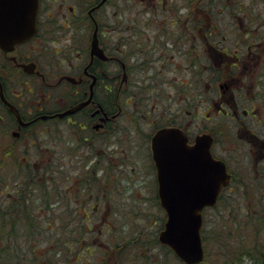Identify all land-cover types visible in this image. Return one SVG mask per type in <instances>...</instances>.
<instances>
[{"label": "flooded vegetation", "instance_id": "flooded-vegetation-1", "mask_svg": "<svg viewBox=\"0 0 264 264\" xmlns=\"http://www.w3.org/2000/svg\"><path fill=\"white\" fill-rule=\"evenodd\" d=\"M255 5L262 9L264 0L244 7L250 13ZM235 10V0H37L31 37L0 48V136L7 138L0 157L23 159L14 161L18 169L32 168L27 159L43 158L39 136L46 132L71 151L63 145L50 164L36 165L39 174L51 172L52 183L36 184L34 175L30 182H10L7 200L25 197L32 205L39 195L34 208H43L41 219L59 228L68 223L67 236L75 237L67 196L81 191L76 205L95 199L106 215L107 187L119 185L114 166L122 161L108 144L135 134L158 191L152 144L164 128L179 129L189 145L197 136L211 138L210 153L227 168L225 189L233 201L243 186L264 190V30L245 39V51L220 46V26L229 30L237 20L246 34L245 18ZM223 14L231 21L221 22ZM188 109L202 116L195 136L183 119ZM215 111L228 117L226 124L204 126ZM33 141L34 155L27 149ZM63 159L79 171L71 175ZM78 218L89 217L82 211Z\"/></svg>", "mask_w": 264, "mask_h": 264}, {"label": "rangeland", "instance_id": "rangeland-1", "mask_svg": "<svg viewBox=\"0 0 264 264\" xmlns=\"http://www.w3.org/2000/svg\"><path fill=\"white\" fill-rule=\"evenodd\" d=\"M242 1L247 2L248 0ZM260 7V5H255L250 13L246 10L247 7L244 6L240 11L235 10V15L239 16V18H245L243 20V25L247 31L250 30L249 32L246 31V34H244V30L238 26V21L236 20L235 25H231L229 30L222 29L220 26L215 41L221 39L220 46H229L231 50L242 49V51H245L246 44L248 43L245 42V39L252 35H257V33H261L264 30V26H260L264 24V7H262V9H260ZM252 16L257 18L255 20L257 23L253 24L255 21L251 22L253 19ZM220 21L228 23L231 20H229L227 15L223 14L220 16ZM193 42L191 44L189 43L187 48H190ZM255 46L256 43H254L252 47ZM258 47L260 50H263V46ZM254 52L256 51L253 50L252 53ZM191 65L192 63L188 61V70L191 69ZM191 70L195 69L193 68ZM190 79L191 77L189 74L188 82H190ZM188 88H190V85ZM171 113L174 114L175 112L172 111ZM202 113L205 114V111H202ZM198 114L199 112L188 109L187 115H185V117L183 116V119H185L184 122L189 124L187 128L190 130L191 136H195L196 132H198L201 127L199 125V120L202 116L196 117ZM226 120H228V117L224 116V114H217V111H215L204 126H209L211 122H220L222 126H224L223 122L225 121L226 124ZM134 136L135 134H131L128 140H123L121 142L122 144H116L113 141V143L108 144V152H115V160L122 161V164L114 166L118 174L116 178L119 179V185L116 184L115 187L116 190H114L113 187H107V198L109 200L107 206L104 208L106 210V215L102 214V204L100 205L95 199L86 201L85 203L88 204L87 206H85V203H83V206L79 204L76 205V200H81L83 198L79 196L83 194L81 191L76 192L80 198L77 194L75 199H73L75 196H67L66 202L69 204L68 210L76 215L75 219L73 218L74 222L72 221V224H70L71 227H76L77 233L74 234L76 236L72 238H78L79 243L71 254L63 251V254L60 255V257L58 256L60 264H184L173 256L174 254L171 253L167 247L163 246L158 241L159 232L163 229V224L166 220L165 213L159 205L158 200H155V197L157 198V190L151 186L152 175L149 174V165L147 164V160L141 155L144 149L139 148L140 143L136 136L132 141ZM56 138L54 134L47 132L39 136L44 150V156L42 159H27L28 162L32 163V168L30 169L26 168L24 165L21 166V169H18L20 166L14 164L16 160L9 157L3 159L0 157L2 159H0V186H3L0 188V191L10 182L14 184L20 180V182L24 183L27 178L33 175L35 177L30 179H33L36 184H47L48 180L51 179V172L47 174L43 171V174L37 175L38 170L36 169V165L40 164V161L50 164L52 162V157H54L51 153L53 151L56 152L59 148H62L63 145H65L67 151H71L70 146L63 142V145L58 147V144L54 141ZM4 141H7V138L0 136V148L4 146ZM37 143L33 141V144H28L27 149L30 150V154L34 155ZM21 148L23 149L24 147ZM76 160L78 161V159ZM16 162H18L19 165L25 163L23 159H17ZM64 164L71 169V175L79 171V167L74 166V162H70L69 159H63L61 165ZM74 169H76L75 172ZM114 169H112L114 172L113 174H115ZM118 170H120V172H118ZM27 173L30 174L29 177ZM30 179L26 182H30ZM62 186L64 187L65 185L62 184L61 188ZM260 193H264V190H248V188L246 189L243 186L233 193L235 198L238 199V201H233L230 194H228V190L225 189L222 201L218 203L216 207L204 210L203 219L206 221L203 231V235L206 238L204 246L206 261L204 264H251L248 258L241 254L239 255V250L236 249L233 252V257H223V255L220 254L219 236L221 234V228L227 226V230L231 233L230 238L235 246L247 245V233L252 232L250 230V222L248 223L250 215L254 219H256L255 216H258L256 213L264 215V196H260ZM111 199H114L116 204H113ZM39 201V195H37L35 202L32 203L30 208L33 209V214L39 216L35 221L44 222L43 225H41L40 232L36 234V229L32 228L33 230L30 232L32 240L30 243L26 240L28 232H26V234L25 231L24 233L18 231V234H16V237H18L17 246H19L17 249L18 255L19 253L25 257L31 255L34 264L39 263V257H37V259L35 258V255L31 253V247L35 245V253L41 255L44 250L43 248L46 247V244L43 242L47 240V242L50 243L47 247L49 246L52 248L55 246L53 242L57 238L52 230L48 233L47 239H45L46 236L43 234V231L49 232V228L53 229L56 226H54V223L51 224L52 222H50V220L44 221L41 219L43 208H34L35 205H39ZM82 201L80 202L82 203ZM3 202L4 196L0 195V206H2L1 204ZM56 206L57 205L54 203L53 208H56ZM82 211L89 217L85 219V221L78 218V213ZM50 214L51 212L49 215ZM65 216H69L67 212ZM61 225L64 231H68V223L63 222ZM8 228L9 227L3 228L0 220V237L6 235ZM238 242L240 244H238ZM221 252L223 253V251ZM86 253L88 255H86ZM49 255L51 256V254ZM12 259L13 260L10 259V264H16L15 260L17 259L21 261L20 257L17 258L15 255ZM43 259L47 261L51 259L54 261L52 257H44ZM0 260L3 261L2 258ZM2 264H5V260Z\"/></svg>", "mask_w": 264, "mask_h": 264}, {"label": "water", "instance_id": "water-1", "mask_svg": "<svg viewBox=\"0 0 264 264\" xmlns=\"http://www.w3.org/2000/svg\"><path fill=\"white\" fill-rule=\"evenodd\" d=\"M36 3L0 0V48L6 51L33 34ZM10 109L19 119L17 111ZM210 141L202 135L189 145L177 128L161 129L153 137L158 198L166 215L158 241L184 264L203 261L202 211L215 205L229 181L225 164L210 153Z\"/></svg>", "mask_w": 264, "mask_h": 264}, {"label": "trees", "instance_id": "trees-1", "mask_svg": "<svg viewBox=\"0 0 264 264\" xmlns=\"http://www.w3.org/2000/svg\"><path fill=\"white\" fill-rule=\"evenodd\" d=\"M243 6H245L244 1L235 0V8L237 10L241 9ZM238 11H240V10H238ZM256 19L257 18L254 17L251 22L255 21ZM255 23H257V21L253 22V24H255ZM35 173H36V171H35ZM37 175H39V173ZM27 176L29 177V174H27ZM33 177H35V176H33ZM26 181H28V178L26 179ZM48 182L52 183V178L49 179ZM15 183L20 184L23 182H20V180H18V182H15ZM2 187L3 186H0V188H2ZM223 192H224V190L221 192L219 199H218V201L214 207H216L218 205V203H220L222 201ZM0 195L4 196V202L1 204L2 206H0V220H1L3 228L9 227L7 232H6V235H3L0 237V259L1 258L3 259V261L0 260V264L4 263V260H5V264H10V259L13 260L12 257L14 255L17 258L20 257V259H21V261H19L18 259L15 260L16 264H34L33 263L34 260L31 257V255H29L27 257L20 255V253L18 255L17 249L19 246H17L18 245V243H17L18 237H16V234H18L17 233L18 231H21L22 233H24V231H25V233L28 232V237L26 238V240H28V242L30 243L32 240L30 232H32V230L35 228L37 231L36 234H38L40 232L41 225H43L44 222L35 221L36 220L35 217L29 212L31 205H29V202H27V199L25 197L21 200L18 196L17 200L9 202L7 200V187H4L2 189V191H0ZM214 207H212V208H214ZM208 209H210V208H208ZM263 213H264V211H263ZM256 214H258V216H255L256 219L252 218L250 215L248 223L250 222V230L252 232H256L257 238L254 239L253 234H250L248 236L247 241H246L247 242L246 246L244 244L241 246H235L233 244V241L230 238L231 233H229V231L227 230L228 229L227 226H225L224 228L223 227L221 228V234L219 236V239H220L219 247H220V254H222L223 257H227V256L233 257V252L235 249L239 250L238 251L239 255L241 254V255L247 257L246 255H244V253H245V250L248 248V246L254 245L256 248H262L264 246V242H263L264 238H262V240H260V235L264 234V215L263 214L259 215L261 213H256ZM205 222L206 221H204V219H203V228H202V232H201L203 247L205 246V242H206V238L203 235ZM51 224H53V223H51ZM55 225H56V227H54L53 229L49 228V232L43 231V234H45V236H46L45 239H47L48 233H50L52 230L54 231V234L57 236V238L53 242L55 244V246H53L52 248H50L49 246L47 247V245L50 243H48L47 240H45V242H43V243L46 244V247L43 248L44 250L42 253H44V254L41 253V255H37L35 253V248H34L35 245L33 247H31V253L33 255H35L36 259H37V257H39L38 258L39 263H36V264H60L58 256L60 257V255L63 254L62 253L63 251H66V252H68V254H71L76 249L75 247H77V244L79 243L78 238H72V237L67 236V231H64L62 229V227L58 228L57 227L58 224L54 223V226ZM60 225H61V223H60ZM237 228H238V224H237ZM26 234H25V236H26ZM40 234H42V233H40ZM238 244H240V243L238 242ZM169 251L172 253V251L170 249H169ZM221 251H223V253ZM256 253L257 254H255V255L257 256V258L260 259L261 262H263V264H264V252L262 250L256 249ZM49 254H51V256ZM86 255H88V254L86 253ZM44 257H47V258L52 257V258H54V261H52L51 259H49L48 261L44 260L43 259ZM45 261H47V262H45ZM205 261H206V255H205L203 262L200 264H204ZM250 262L254 263V264L259 263L255 259H254V262L252 260H250Z\"/></svg>", "mask_w": 264, "mask_h": 264}, {"label": "bare ground", "instance_id": "bare-ground-1", "mask_svg": "<svg viewBox=\"0 0 264 264\" xmlns=\"http://www.w3.org/2000/svg\"><path fill=\"white\" fill-rule=\"evenodd\" d=\"M250 234H253L254 239L257 238V236H256V232H248V233H247L248 236H249ZM248 236H247V238H248ZM262 238H264V234L260 235V240H262ZM254 239H253V240H254ZM263 242H264V241H263ZM256 249H258V250H262V251L264 252V246H263L262 248H256L254 245H250V246H248V248L245 250L244 255L247 256L246 258H248L249 261L252 260V261L254 262V259H255L256 261L259 262L258 264H263V262H261V260L258 259L257 256L255 255V254H257V253H256ZM252 258H253V259H252ZM250 263H251V262H250ZM251 264H253V263H251Z\"/></svg>", "mask_w": 264, "mask_h": 264}]
</instances>
